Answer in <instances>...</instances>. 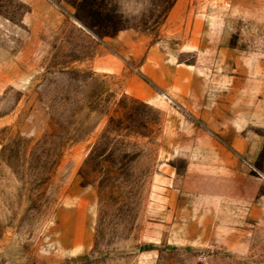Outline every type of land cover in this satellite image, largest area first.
Returning <instances> with one entry per match:
<instances>
[{
    "label": "rangeland",
    "instance_id": "1",
    "mask_svg": "<svg viewBox=\"0 0 264 264\" xmlns=\"http://www.w3.org/2000/svg\"><path fill=\"white\" fill-rule=\"evenodd\" d=\"M0 264H264V0H0Z\"/></svg>",
    "mask_w": 264,
    "mask_h": 264
}]
</instances>
